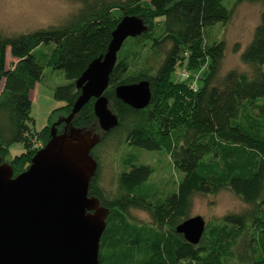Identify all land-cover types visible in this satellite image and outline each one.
Returning <instances> with one entry per match:
<instances>
[{
    "label": "trees",
    "instance_id": "trees-1",
    "mask_svg": "<svg viewBox=\"0 0 264 264\" xmlns=\"http://www.w3.org/2000/svg\"><path fill=\"white\" fill-rule=\"evenodd\" d=\"M81 1L82 7L62 24L25 34L0 33L1 162L17 177L38 152L36 143L50 142L52 127L57 135L66 126L89 129L97 135L89 152L95 162L89 196L108 211L99 264H264V0H232L231 6L228 0ZM245 2L262 7L240 55L251 71L224 73L226 43L210 32L227 24ZM127 17L140 19L145 30L124 41L104 93L117 124L100 127L94 98L67 124L81 95L77 80L107 53L114 30ZM8 49L13 62L7 69ZM45 66L61 71L68 83L55 88L54 97L63 104L33 134L30 94ZM177 67L191 76L172 80ZM141 82L149 84L152 95L146 108L117 98V87ZM17 143L24 151L12 158L10 149ZM125 146L165 151L182 174L176 188L164 193L151 180L154 168L133 154L124 157L106 186L103 151L119 153ZM222 190L250 210L207 224L199 244L189 243L176 227L190 218L194 197ZM133 210L147 213L151 222L133 220Z\"/></svg>",
    "mask_w": 264,
    "mask_h": 264
},
{
    "label": "water",
    "instance_id": "water-1",
    "mask_svg": "<svg viewBox=\"0 0 264 264\" xmlns=\"http://www.w3.org/2000/svg\"><path fill=\"white\" fill-rule=\"evenodd\" d=\"M144 30L143 22L136 17L119 23L107 53L94 60L77 80L81 95L67 123L94 98L100 127L109 130L117 124L104 93L124 41ZM115 91L117 98L135 109H144L151 102L147 82L121 85ZM59 136L66 141L67 134L57 135L52 127L48 145L17 177H13L11 166L0 160V264H99V245L108 211L100 209L106 212L104 219L91 215L100 207L98 200L89 196L95 170L89 152L97 137L85 151L91 165L87 172L84 158L77 159L76 151H65V142L60 147L50 146ZM205 229L201 216L190 217L176 227L177 233L193 245L199 244Z\"/></svg>",
    "mask_w": 264,
    "mask_h": 264
},
{
    "label": "rangeland",
    "instance_id": "rangeland-1",
    "mask_svg": "<svg viewBox=\"0 0 264 264\" xmlns=\"http://www.w3.org/2000/svg\"><path fill=\"white\" fill-rule=\"evenodd\" d=\"M232 4V0L226 1V5L231 6ZM81 7V0H0V33L5 35L25 34L45 29L52 25H59L64 23ZM261 9L260 4L242 3L235 8L233 16L227 24H219L211 29L210 33L214 40H223L226 43L222 72L225 73L231 69L251 71L248 66L242 63L240 55L252 39L254 29L260 20ZM12 62L13 58L10 49H8L6 54L7 69ZM202 70L194 74V76L197 77L198 74L202 73ZM262 70L264 71V66H262ZM182 72L183 69L177 67L172 75V80L181 81ZM67 83L68 81L61 71L45 66L40 82L31 92L32 107L29 126L33 134L40 132L47 126L52 111L63 104V102L55 99L54 90L56 87ZM2 88L3 80H0V92ZM64 131L67 134L66 141H63L62 136H59L51 142L50 146L52 148L60 147L65 142V151H76L78 154L77 159L84 158L85 165L83 168L88 172L91 165L89 156L85 155V151L87 146L95 141L96 132L69 126H66ZM45 146H41L40 142L36 143V148H39L38 151L44 149ZM106 150L110 151L108 152L110 154L106 155L104 150V157L102 156L104 168L103 183L106 186H111L113 171L119 170L123 165L124 157L130 154L137 155L139 162L149 164L154 168L155 171L151 176V180L157 183L164 193H171L182 177L181 173L173 169L168 155L163 150L148 151L131 146L123 147L119 153L110 149ZM23 151V145L17 143L11 147L10 156L13 158L20 155ZM1 164L4 163L1 162ZM100 209L101 207H97L91 212V215H97L104 219L106 212H99ZM247 210H250L249 205H246L229 190H222L216 195L195 196L190 217L201 216L207 225L219 222L227 214H238ZM130 214L131 218L139 223L151 222L149 215L143 211L133 210Z\"/></svg>",
    "mask_w": 264,
    "mask_h": 264
},
{
    "label": "built area",
    "instance_id": "built-area-1",
    "mask_svg": "<svg viewBox=\"0 0 264 264\" xmlns=\"http://www.w3.org/2000/svg\"><path fill=\"white\" fill-rule=\"evenodd\" d=\"M182 77H184L185 79H188L190 77V74L184 70L182 73H181ZM191 88L195 91L197 88H196V85L194 83L191 84Z\"/></svg>",
    "mask_w": 264,
    "mask_h": 264
},
{
    "label": "crops",
    "instance_id": "crops-1",
    "mask_svg": "<svg viewBox=\"0 0 264 264\" xmlns=\"http://www.w3.org/2000/svg\"><path fill=\"white\" fill-rule=\"evenodd\" d=\"M36 88V87H35ZM30 97H31V101H32V93L30 94Z\"/></svg>",
    "mask_w": 264,
    "mask_h": 264
}]
</instances>
